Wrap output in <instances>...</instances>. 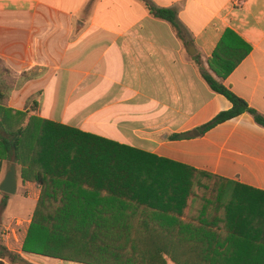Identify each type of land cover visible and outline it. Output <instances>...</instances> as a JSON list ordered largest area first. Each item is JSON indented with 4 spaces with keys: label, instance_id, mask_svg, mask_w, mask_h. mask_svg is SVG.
<instances>
[{
    "label": "crops",
    "instance_id": "1",
    "mask_svg": "<svg viewBox=\"0 0 264 264\" xmlns=\"http://www.w3.org/2000/svg\"><path fill=\"white\" fill-rule=\"evenodd\" d=\"M151 1L178 11L182 37L139 0H0V59L18 75L33 74L12 92L9 107L241 185L217 190L218 199L226 194L232 201L233 217H222L224 210L218 215L214 203L213 217H183L179 225L209 227L198 237L225 243L214 248L218 257L264 259V127L245 113L199 131L233 107L201 74L227 31L251 52L225 80L211 73L264 116V0ZM32 102L35 111L28 107ZM25 188L36 208L44 192L93 193L69 186L48 191L34 182ZM56 205L99 211L128 206ZM134 220L156 224L154 218ZM12 228L0 213L3 264H86L24 252L28 230L5 243L1 233ZM3 249L23 263L4 258Z\"/></svg>",
    "mask_w": 264,
    "mask_h": 264
},
{
    "label": "trees",
    "instance_id": "2",
    "mask_svg": "<svg viewBox=\"0 0 264 264\" xmlns=\"http://www.w3.org/2000/svg\"><path fill=\"white\" fill-rule=\"evenodd\" d=\"M139 1L144 3L152 16L170 23L182 37L183 27L176 9L160 8L151 0ZM250 52L251 47L248 44L234 32L227 31L209 61V69L201 66L202 77L211 90L227 98L233 106L201 127L199 131L202 134L245 113L250 114L258 125L264 127V116L252 109L245 100L224 85L223 81L216 80L211 73L215 71L225 80ZM32 75V72L18 75L0 59V173L3 166L1 157L16 164L27 158L26 172L36 177L35 183L38 186L46 187L48 191L52 186L82 187L92 190L93 193H42L23 245L24 252L86 264H107L103 260L68 256L59 251L71 246L72 237L66 223L72 222L71 226L74 228L77 224L82 225L85 221L83 219L90 221L91 218H97L111 227L107 234L114 232L120 237L121 243H126L125 250L132 252L130 264H168L162 256L152 259L139 257L136 247L141 245H149V250L153 251L173 248L179 253V256L172 259L176 264L264 263V259L218 257L214 255V248H221L225 243L211 242L206 240L207 236L198 237L209 234V227L203 224L179 225L183 217H197L201 221L213 217L214 202L218 203V210L215 211L218 215L220 210H224L222 217H233V211L227 205L232 201H228L226 194L214 202L204 200L199 193L200 179H215L222 182L221 186L227 187L241 185L12 110L9 107L12 92ZM27 118L28 122L25 123ZM180 138L182 136L174 137ZM84 201L126 203L128 206L99 211L60 208L56 205ZM6 203L3 201L4 206ZM137 217L154 218L156 224L145 221L136 224L134 218ZM195 234L197 236H193ZM99 249L105 253L103 248ZM1 255L11 261L23 263L18 255L6 249H3Z\"/></svg>",
    "mask_w": 264,
    "mask_h": 264
},
{
    "label": "rangeland",
    "instance_id": "3",
    "mask_svg": "<svg viewBox=\"0 0 264 264\" xmlns=\"http://www.w3.org/2000/svg\"><path fill=\"white\" fill-rule=\"evenodd\" d=\"M28 107L30 111H35L37 105L32 102L28 105ZM27 122L28 118L25 119V123ZM26 159L27 158L24 159L25 161L21 160L16 164L11 163L1 157L3 166L1 169L0 176H2L4 173H7L11 165H16L18 177V192L16 195H8L5 197L0 192V213L2 214L3 220H9L10 225L12 226H14L13 224H15L14 218L21 217L17 219L22 221L23 230L29 231V228L31 226L30 223H32L34 212L36 209V204L27 199L30 190L25 188V184L27 182L35 183L36 177H33L31 174L28 175V172H26L28 171V162H26ZM200 180L201 181H199V183L201 182V185L199 184V193H201L204 200L207 199L214 202L216 199H218L217 190L221 185H223L222 182L215 179L214 181L209 179L205 180L204 178ZM203 185L207 187H202ZM201 188L202 191L200 192ZM8 198H11L12 200L9 201L8 207H6L3 205V201H6V199ZM29 220L31 221L30 223L28 222ZM83 220L85 221L82 223V225L77 224L74 226V228L71 226L72 222L66 223L70 232L69 235L70 237H72V241L70 244L71 246L69 248L66 247L64 249L59 250L61 253H64L68 256H76L80 258L103 260L107 264H130L132 252L125 250L126 243H121V241H119L120 237L118 236V234L116 235V233L114 232L109 234L106 233L110 231V226L106 225V223H101L103 220L101 221L97 218L96 220H93L91 218L90 221L88 219ZM99 248H103L105 253L100 252ZM149 249V245H141L136 247V252L139 257H150V259H152V257L158 258L162 256L166 259L168 264H176L172 261V259L174 258V256H179V253L175 252L173 248L166 247L154 251ZM55 250L58 251L57 248H55Z\"/></svg>",
    "mask_w": 264,
    "mask_h": 264
},
{
    "label": "water",
    "instance_id": "4",
    "mask_svg": "<svg viewBox=\"0 0 264 264\" xmlns=\"http://www.w3.org/2000/svg\"><path fill=\"white\" fill-rule=\"evenodd\" d=\"M0 191L10 196L16 195L18 191V177L15 164L11 165L10 169L6 173V176L0 185Z\"/></svg>",
    "mask_w": 264,
    "mask_h": 264
},
{
    "label": "built area",
    "instance_id": "5",
    "mask_svg": "<svg viewBox=\"0 0 264 264\" xmlns=\"http://www.w3.org/2000/svg\"><path fill=\"white\" fill-rule=\"evenodd\" d=\"M22 225H23L22 221L17 219L15 221L14 228L7 229L1 233V237L4 239L5 243L7 241H10V239H12L13 237L15 238V236L18 237V233H20L23 230Z\"/></svg>",
    "mask_w": 264,
    "mask_h": 264
}]
</instances>
